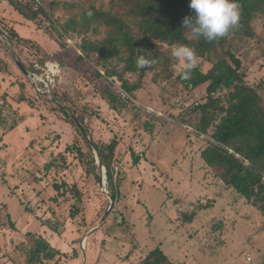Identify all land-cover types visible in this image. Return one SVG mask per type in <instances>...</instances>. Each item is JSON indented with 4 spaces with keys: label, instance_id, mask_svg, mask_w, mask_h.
<instances>
[{
    "label": "rangeland",
    "instance_id": "1",
    "mask_svg": "<svg viewBox=\"0 0 264 264\" xmlns=\"http://www.w3.org/2000/svg\"><path fill=\"white\" fill-rule=\"evenodd\" d=\"M2 1L7 6H0V32L8 37L7 28L16 23L7 11L14 9L5 0L0 4ZM253 24L256 38L246 47L243 69L249 84H264V19L258 18ZM28 27L30 32L22 28L17 32L41 41L40 45L55 55L54 60L62 68L58 92L48 97L60 98L65 108L70 105L67 97H71L75 112L66 109L93 142L118 138L111 167L120 183L105 178L103 192L99 189L101 173L90 144L76 123L67 122L52 101L33 91L16 63L18 59L27 66L33 59L31 52L15 46L8 37L12 51L0 35V57L11 70L9 74L0 72V96L4 95L15 110L5 108L6 125H0V264L25 262L29 245L38 238L60 251L70 254L74 247L78 253L79 239L105 216L109 191L115 196L113 205L100 227L84 242L85 264H133L155 246L175 264H248L246 254L257 257L264 251L263 215L245 196L227 188L201 154L208 137L195 129L199 111L189 113V109L204 101L205 84L187 89L147 77L131 98L122 92L115 78L113 90L130 102L126 107L116 105L111 109L100 99L104 81L98 80L95 87L90 63L81 62L76 69L69 39H64L68 46L58 50L57 44L32 23ZM198 66L202 70L209 67L201 59ZM181 67L178 59L174 71ZM20 92L29 102L18 99ZM83 104L97 115L82 111ZM77 114L84 117L83 124ZM184 115L188 124L182 122ZM218 118V111H214L210 121L214 123ZM9 124L14 125L12 129H7ZM211 130L212 126L208 135ZM71 143L84 154L78 155L75 149L64 151ZM130 151L139 156L136 162ZM54 157L57 163L45 170L44 164ZM62 181L67 187L61 188L54 202L51 197L57 194L53 184ZM73 184L80 199L73 196ZM73 204L78 212L71 216ZM188 213H192L191 219L185 218ZM121 217L125 225L131 226L130 233L119 223ZM42 220L51 221L56 229L42 224ZM53 260L41 264H81L78 257ZM261 261L264 264V256Z\"/></svg>",
    "mask_w": 264,
    "mask_h": 264
},
{
    "label": "trees",
    "instance_id": "2",
    "mask_svg": "<svg viewBox=\"0 0 264 264\" xmlns=\"http://www.w3.org/2000/svg\"><path fill=\"white\" fill-rule=\"evenodd\" d=\"M5 1L22 18L32 23L35 29L54 41L59 50L68 46L64 39L73 43L76 69H79L78 64L81 62L90 63L95 87L98 80L104 81L100 99L106 101L111 109L116 108V105L126 107L130 102L128 98L121 99L113 90L115 78L120 82L122 92L131 98H134L133 92L143 85L147 77L155 82L160 80L178 83L187 89H195L205 84L204 101L189 109V113L199 111L200 117L194 124L195 129L199 133H206L208 137V143L201 154L211 172L219 175L227 188L245 196L264 217V84H249L246 81L242 61L249 42L256 38L254 20L264 19V0H240L241 16L238 25L230 29L226 37L213 41L197 37L190 30L183 28L184 17L194 14L189 8V0ZM6 34L15 46L24 47L31 52L33 59L27 66L16 60L20 68L23 66L32 73L41 74L42 70L37 69L36 64L57 61L54 60V54L38 42L19 35L12 25H9ZM181 44L193 48L199 59L209 65L206 70H202L197 64L189 80L181 79L182 67L174 71L178 58L172 55V50ZM148 52L154 55L156 63L151 68L141 69L138 66V58ZM0 72H11L3 57H0ZM128 76L134 79L129 80ZM26 79L33 89L27 76ZM60 80V75H54L52 94L58 92ZM35 93L47 97L54 103V107L65 115L67 122L75 125L73 117L66 109H74L72 105H75V102L71 97L66 96L70 105L65 108L61 105L60 98L53 100L44 93ZM61 96L65 97V93L62 92ZM0 98V125L3 126L6 125L4 109L12 112L15 110L4 95ZM18 99L29 102L21 92ZM81 109L97 115L87 104H83ZM214 111H218L219 118L212 123L210 117ZM76 117L83 124L84 117L78 114ZM186 118V115L182 116L183 123L188 122ZM13 126L9 124L6 127L12 129ZM210 126L212 130L208 135ZM94 145L105 168L107 180L119 184L117 172L113 175L111 167L112 161L115 160L114 152L118 138L113 136L107 142L94 141ZM70 149H75L78 155L84 154L81 148L73 143L67 144L64 151ZM89 151L91 162H94L92 150ZM130 154L134 162L139 159L133 151H130ZM56 163L57 157H54L45 163L43 168L50 169ZM53 187L57 195L51 198L56 202L61 188L67 185L62 181L60 184L54 183ZM70 189L73 196L80 199V193L74 184ZM109 193L115 198L111 191ZM24 208L27 210L26 206ZM77 212L78 208L73 204L69 214L74 216ZM185 218L191 219L192 213H188ZM41 223L50 229H56L51 221L42 220ZM119 223L125 225L123 217ZM124 228L130 233V225H125ZM27 235L31 233L28 232ZM77 256L74 247L68 254L38 238L32 240L29 245L25 262L11 264H41L44 260L50 262L53 259V262H59L61 257L73 260ZM133 264L175 263L159 246H155L141 254Z\"/></svg>",
    "mask_w": 264,
    "mask_h": 264
},
{
    "label": "clouds",
    "instance_id": "3",
    "mask_svg": "<svg viewBox=\"0 0 264 264\" xmlns=\"http://www.w3.org/2000/svg\"><path fill=\"white\" fill-rule=\"evenodd\" d=\"M189 8L194 14L184 17L183 28L207 41L226 37L230 29L236 27L240 21V0H189ZM172 55L181 62V79L189 80L199 60L195 50L181 44L173 48ZM155 63L156 59L151 52L138 58L141 69L151 68Z\"/></svg>",
    "mask_w": 264,
    "mask_h": 264
},
{
    "label": "built area",
    "instance_id": "4",
    "mask_svg": "<svg viewBox=\"0 0 264 264\" xmlns=\"http://www.w3.org/2000/svg\"><path fill=\"white\" fill-rule=\"evenodd\" d=\"M35 67L37 69H41V74H35V77L30 80L34 92L52 95L51 87L53 84V77L54 75H60L62 73V68L57 61H46L43 65L36 64ZM41 83V85H40ZM49 96V95H47ZM117 169V167H114ZM105 184V183H104ZM105 186V185H104ZM264 256V251L261 252L257 257H252L249 254L245 255V260L248 264H263L261 258Z\"/></svg>",
    "mask_w": 264,
    "mask_h": 264
},
{
    "label": "water",
    "instance_id": "5",
    "mask_svg": "<svg viewBox=\"0 0 264 264\" xmlns=\"http://www.w3.org/2000/svg\"><path fill=\"white\" fill-rule=\"evenodd\" d=\"M0 35H2V37H4V39H6V41L8 42V44L10 45V48L12 51L13 48H12V44H11V41L10 39L4 35L3 33L0 32ZM13 57L15 58L14 54H13ZM21 70L23 71V73L28 77V79L32 80L34 77H35V74L28 71L25 67H21ZM47 95L50 96V93H48ZM77 127L79 128L80 132L82 133L83 137L88 141V143L90 144V146L93 148V151L95 153V159H96V162L97 164L99 165V168H100V173H101V179L99 181V189L102 191V188H104V182H105V178H106V175H105V168L104 166L102 165L101 161H100V158H99V155H98V152H97V149L94 145V142L91 140V138L89 137L88 133L85 131V129L83 128V126L75 119L73 118ZM103 192V191H102ZM106 192V191H104ZM107 197L109 198L110 200V204H109V207L107 209V212L105 213V216L100 220V222L93 228V229H90L87 231V233H85L78 241V254L81 258V263L82 264H85L86 263V260H85V256H84V252H83V249H82V244L87 240L88 236L90 233L94 232L98 227H100L102 221L105 219L106 215L109 213L112 205H113V198L111 197L110 194L106 193Z\"/></svg>",
    "mask_w": 264,
    "mask_h": 264
},
{
    "label": "crops",
    "instance_id": "6",
    "mask_svg": "<svg viewBox=\"0 0 264 264\" xmlns=\"http://www.w3.org/2000/svg\"><path fill=\"white\" fill-rule=\"evenodd\" d=\"M8 4V3H7ZM4 5H6V3L5 2H1V4H0V6H4ZM9 5V4H8ZM7 6V5H6ZM7 12H9V13H12V16H14L13 18L15 19V23L16 24H14V28L18 31V28H22V29H24V30H26V31H28V32H30L29 31V27H28V24L30 23V22H28V21H26L24 18H22V17H20V16H18V15H16V12L14 11V10H11L10 8H8V11ZM34 32V31H33ZM36 34V33H35ZM47 37V36H46ZM49 39V38H48ZM38 40V39H37ZM50 40V39H49ZM39 42V44L41 43V41H38ZM43 46V45H42ZM57 47V46H56ZM57 49H58V47H57ZM59 50V49H58ZM57 50V51H58ZM1 78H3L2 76L0 77V80L2 81V79ZM78 259L79 260H81V258H80V256H79V254H78ZM76 257V258H77ZM127 258V257H126ZM75 259V258H74ZM135 262V261H134ZM133 262V263H134ZM82 264V263H81Z\"/></svg>",
    "mask_w": 264,
    "mask_h": 264
},
{
    "label": "bare ground",
    "instance_id": "7",
    "mask_svg": "<svg viewBox=\"0 0 264 264\" xmlns=\"http://www.w3.org/2000/svg\"><path fill=\"white\" fill-rule=\"evenodd\" d=\"M81 246H82V249H84V243Z\"/></svg>",
    "mask_w": 264,
    "mask_h": 264
}]
</instances>
